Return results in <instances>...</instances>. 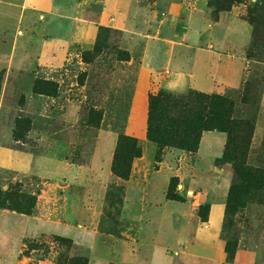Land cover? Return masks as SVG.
Segmentation results:
<instances>
[{
    "label": "rangeland",
    "instance_id": "rangeland-1",
    "mask_svg": "<svg viewBox=\"0 0 264 264\" xmlns=\"http://www.w3.org/2000/svg\"><path fill=\"white\" fill-rule=\"evenodd\" d=\"M5 1L0 264H264V1L252 13L257 0H206L251 36L242 82L213 92L231 105L229 129L203 130L194 150L148 129L152 95L207 93L170 63L179 41L195 43L182 18L203 0ZM170 115L184 136L193 113ZM211 131L224 142L204 140ZM121 136L140 150L128 175L113 169Z\"/></svg>",
    "mask_w": 264,
    "mask_h": 264
},
{
    "label": "crops",
    "instance_id": "crops-1",
    "mask_svg": "<svg viewBox=\"0 0 264 264\" xmlns=\"http://www.w3.org/2000/svg\"><path fill=\"white\" fill-rule=\"evenodd\" d=\"M7 2L5 0H1ZM203 6L206 0L202 1ZM211 9L205 5L193 14L185 12L182 23L184 34L194 33L195 43L179 41L181 53L171 59L176 68L175 77L180 85H191L197 90L213 93L218 86H238L245 74L247 63L246 46L250 40L251 27L235 9L220 12L217 19L211 18ZM181 14L180 6H173L172 16ZM240 14V13H239ZM177 73V74H176ZM182 88V87H181ZM264 107V94H263ZM214 138L215 144L224 142V135L217 132H206L203 139ZM212 221L216 224L219 207H212Z\"/></svg>",
    "mask_w": 264,
    "mask_h": 264
},
{
    "label": "trees",
    "instance_id": "trees-1",
    "mask_svg": "<svg viewBox=\"0 0 264 264\" xmlns=\"http://www.w3.org/2000/svg\"><path fill=\"white\" fill-rule=\"evenodd\" d=\"M264 0H257V5L253 7L252 13L259 10L258 5ZM242 2V0H210V3L219 10L229 9L225 4ZM195 104V107L190 104ZM228 101L215 93L208 94L199 92L196 97L183 95L177 96L172 92L160 91L157 95L150 97V115L148 136L151 140L165 145H181L186 149L194 150L200 139L203 130L219 129L227 131L228 123L225 120V107ZM188 110L193 113V117L187 120L188 127L184 130V136L180 135L178 129L171 122L173 118L170 114L176 112L180 116ZM209 113H215L212 119H206ZM229 131V130H228ZM117 156L113 169L128 175L130 158L140 155L134 138L121 136L118 141Z\"/></svg>",
    "mask_w": 264,
    "mask_h": 264
}]
</instances>
